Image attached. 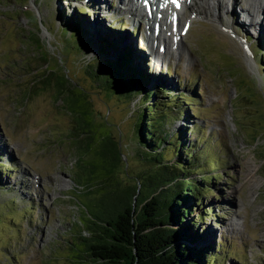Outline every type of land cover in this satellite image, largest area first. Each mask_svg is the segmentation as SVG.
I'll list each match as a JSON object with an SVG mask.
<instances>
[{"label":"rangeland","instance_id":"374dc122","mask_svg":"<svg viewBox=\"0 0 264 264\" xmlns=\"http://www.w3.org/2000/svg\"><path fill=\"white\" fill-rule=\"evenodd\" d=\"M90 1L108 12L111 21L105 24L125 38L123 46L132 48L137 68L151 76L150 87L157 84L193 98L184 102L190 118L187 125L195 129L193 140L197 150L203 151L201 161L208 172L191 179L201 182L215 176L216 181L210 184L213 197L201 200L186 222L198 223V214L214 209L205 215V224H196L193 230L204 231L208 243L217 246L214 251L220 248L218 243H224L219 255L228 257V251L236 259L224 258L227 264L260 263L259 257L264 259V64H260L264 59V0L260 6L255 0H219L216 6L208 0H194L181 15L179 29L183 36L187 32V38L179 41L178 50L159 52L157 59L149 53L145 35L149 29L142 22L135 29L124 11L118 13L116 3L111 8L110 0ZM17 2L0 0V150L15 161L6 170H14L7 178L11 176L10 182L16 185L10 193H0V264H74L82 257L77 251H83L84 245L78 239L90 238L81 225L84 205L95 202L101 193L98 181L79 166L91 158L75 150L82 118L74 107L80 113L84 102L77 95L89 92L86 121L92 143L97 146L110 137L119 144L122 160L113 177L125 186H137L152 167L140 155L134 132V113L143 110L142 96L120 104L102 87L103 82L95 84L86 75L99 69L102 58L95 45L89 49L87 37L78 43L66 37L63 20L70 9L61 13L56 0H34L41 17L36 23L27 14L23 17ZM190 19L192 23L186 24ZM98 20L103 22L100 15ZM27 21L33 32L39 30L44 53L58 67L57 72L52 69L58 79L54 75L43 79L42 60L23 39L21 27L29 28ZM238 26L250 34L251 45L237 35ZM140 38L148 48L141 46ZM252 49L259 53L257 63ZM181 101H175L177 107ZM180 109L164 110L169 114L165 129L176 130ZM24 202H32V209ZM20 208L25 210L18 212Z\"/></svg>","mask_w":264,"mask_h":264},{"label":"trees","instance_id":"16d2710c","mask_svg":"<svg viewBox=\"0 0 264 264\" xmlns=\"http://www.w3.org/2000/svg\"><path fill=\"white\" fill-rule=\"evenodd\" d=\"M56 1L61 13L71 10V14L62 19L66 25L63 29L66 37L74 43L87 37L89 41L86 42L91 45L88 48L91 50L95 45L99 58H102L99 69H95V73L86 71V75L95 82H103L101 86H105L120 104H128L137 96H142L139 103L143 110L134 113L137 118L134 132L138 136L140 155L152 165L144 177L137 178L138 187L119 185L113 177L122 160L119 144L107 137L96 146L92 143L89 125L82 121L75 150L82 152L84 157L89 156L91 161H80L79 166L87 176L98 181L101 193L95 202L84 205L81 225L90 238L78 239L84 245L83 251H77L82 257H77L74 264H227L224 258L236 261L232 257L234 254L230 256L228 251V257L219 255L224 251L221 249L223 242L218 243L220 248L214 251L217 246L214 242L208 243L205 232L193 230L196 224L204 225L208 220L205 215L213 213L214 209L198 214V223L196 220L186 222L201 200L213 197L210 184L216 181L215 176L206 177L201 182L191 179L208 172L207 165L201 161L203 151L197 150L193 140L195 129L187 125L190 118L184 102L193 98L175 94L174 89L157 84L150 87L151 76L137 68L132 48L123 46L125 38L114 34V28L105 24V21H111L106 17L107 11L90 0ZM99 15L103 22L98 20ZM235 31L250 44V34L245 28L238 26ZM251 53L257 63L259 53L253 49ZM260 64H264V59ZM196 95L195 90L194 97ZM179 99L183 101L177 107L175 101ZM174 108H181L175 120L180 124L176 130H167L165 126L169 125V114L166 111ZM76 109L75 106V114L80 116ZM206 148L204 145L203 150ZM214 155L211 158L215 160ZM83 162L86 164L83 165ZM11 164H15L13 158L6 157L0 150V193H5V190L10 193L16 186L10 182L13 180L11 176L7 178L15 173L14 170H6ZM14 205L19 206L18 203ZM32 205V202H24L30 210ZM24 210L20 208L18 212ZM259 258L258 264H264L263 257Z\"/></svg>","mask_w":264,"mask_h":264},{"label":"bare ground","instance_id":"6f19581e","mask_svg":"<svg viewBox=\"0 0 264 264\" xmlns=\"http://www.w3.org/2000/svg\"><path fill=\"white\" fill-rule=\"evenodd\" d=\"M208 1L209 3H213L214 6L220 3L219 0ZM255 1L259 2L257 4L259 6L262 4V0ZM153 2L154 0H115L114 2L110 0L108 2L110 4L108 5L114 8V4L116 3L118 13L124 14L122 13V11H124L129 20L133 23L135 29H139V22H142L141 24L149 28L150 32L153 33V35L148 36L145 31V35H147V40L149 42V50H151L149 53L154 56V59H157L155 56L158 55L159 52L166 54V51L169 49L178 50L179 41L182 40L183 37L187 38V32L183 36L182 30L179 29L181 25V15L184 16V12L192 7L191 2H194V0H158L154 5L155 12L152 14L151 10L148 7L146 8L145 4L153 5ZM210 5L211 4H208L207 9L212 12ZM159 6H161V8H159ZM200 12H202V9L199 10V13ZM134 18H138L137 24L133 21ZM190 21L188 20L186 21L187 23H185L191 24L192 20L190 19ZM167 41H169L170 44ZM140 44L142 47H145L143 41ZM239 223H243V221Z\"/></svg>","mask_w":264,"mask_h":264},{"label":"water","instance_id":"95a60500","mask_svg":"<svg viewBox=\"0 0 264 264\" xmlns=\"http://www.w3.org/2000/svg\"><path fill=\"white\" fill-rule=\"evenodd\" d=\"M18 1V7L20 8V10H22L23 12V17H26L24 16L25 14H27V16L29 17L30 20H32L33 22H39L40 21V15H39V11L37 9V5L35 4L34 0H16ZM28 20V19H27ZM55 25H58L59 23L56 24V20L53 21ZM21 23V22H20ZM30 23V22H29ZM28 21L26 23V26L27 24H29ZM21 25H23L21 23ZM30 27L27 29L24 25L23 27H21V29L23 30V39L24 41L28 44L30 43V48H31V51L32 53L34 54V56H36V58L42 60V68L40 71H42L44 73V76H43V79H45V81H47L46 79H48V75H54V76H57V79L59 78L57 74H55V71L52 70L54 68H56V64H54L53 62V59L51 61L50 58H52V56H47L45 53H44V50L42 48V44L40 42V38H39V34H37L36 32L39 33V30L36 29V32H33V28H31V25L32 24H29ZM32 30H31V29ZM41 28V27H40ZM56 27H54L55 29ZM56 30V29H55ZM26 45V44H25ZM52 63V64H51ZM54 65V66H53ZM72 65V64H71ZM58 71V67L56 68V72ZM66 71V70H64ZM91 72H94V71H91ZM90 72V73H91ZM95 84H97V82H95ZM60 85V88L63 87V85L59 84ZM95 86V85H94ZM97 87V86H95ZM90 90V89H89ZM77 92V87L74 91V93ZM76 95V94H75ZM78 98H82L84 99V102H83V105L80 106L79 105V108H80V116H81V120L86 124H88V121H86L88 119V111H87V107H88V104H89V92L87 90L83 91L82 93H80V95L78 96ZM78 103V101H77ZM89 125V124H88ZM90 127V126H89Z\"/></svg>","mask_w":264,"mask_h":264}]
</instances>
